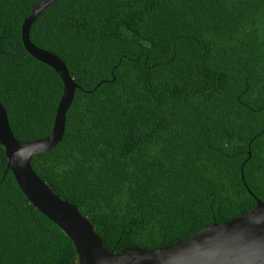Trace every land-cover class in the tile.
I'll return each instance as SVG.
<instances>
[{
	"label": "trees",
	"instance_id": "16d2710c",
	"mask_svg": "<svg viewBox=\"0 0 264 264\" xmlns=\"http://www.w3.org/2000/svg\"><path fill=\"white\" fill-rule=\"evenodd\" d=\"M40 1L0 0V103L23 145L52 132L63 91L22 41ZM29 37L78 84L31 166L106 248L174 244L264 201V0H56ZM7 162L0 143V264H75Z\"/></svg>",
	"mask_w": 264,
	"mask_h": 264
},
{
	"label": "water",
	"instance_id": "95a60500",
	"mask_svg": "<svg viewBox=\"0 0 264 264\" xmlns=\"http://www.w3.org/2000/svg\"><path fill=\"white\" fill-rule=\"evenodd\" d=\"M56 0H41L26 16L22 41L37 60L53 67L63 82L52 132L21 144L14 136L7 112L0 103V143L5 148L10 169L29 201L57 224L72 240L78 261L75 264H264V201L229 220L215 222L167 246L151 249L127 246L109 250L93 224L77 206L61 198L31 166L34 154L56 145L63 136L66 113L78 84L66 64L52 52L36 46L29 30L37 16Z\"/></svg>",
	"mask_w": 264,
	"mask_h": 264
}]
</instances>
